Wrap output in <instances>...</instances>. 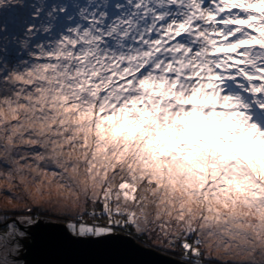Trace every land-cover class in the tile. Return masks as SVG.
<instances>
[{
	"label": "snow or ice",
	"instance_id": "snow-or-ice-1",
	"mask_svg": "<svg viewBox=\"0 0 264 264\" xmlns=\"http://www.w3.org/2000/svg\"><path fill=\"white\" fill-rule=\"evenodd\" d=\"M41 216L264 264V0H0V264Z\"/></svg>",
	"mask_w": 264,
	"mask_h": 264
},
{
	"label": "water",
	"instance_id": "water-1",
	"mask_svg": "<svg viewBox=\"0 0 264 264\" xmlns=\"http://www.w3.org/2000/svg\"><path fill=\"white\" fill-rule=\"evenodd\" d=\"M57 227L63 231L54 230ZM119 233L110 238L78 239L65 226H54L45 236L47 243L38 246V264H176V260Z\"/></svg>",
	"mask_w": 264,
	"mask_h": 264
},
{
	"label": "rangeland",
	"instance_id": "rangeland-1",
	"mask_svg": "<svg viewBox=\"0 0 264 264\" xmlns=\"http://www.w3.org/2000/svg\"><path fill=\"white\" fill-rule=\"evenodd\" d=\"M100 223H104V221H100ZM57 225L58 226H65V228L67 229V226H66L67 225V222L66 221L58 220L55 217H45V216H41L39 218V220L37 221V223L29 229V231L31 232L30 233V237L31 238H29V239H27V240L24 241L25 247H24L23 251L20 254L21 264H29L26 255H27V251H28L29 247L32 246V243L35 241V240L33 241V238H34V236H36L37 230H38V233L39 234H40V232H41V234H44V237L43 238H41V239H39L40 237L38 238V240H39L38 242H40L42 244H46L48 240L45 239L46 238L45 236L49 233V230L51 228H53L54 226H57ZM41 227L44 228V231H39V229H41ZM54 230H56V231H59L60 230L61 232L63 231L60 227H57ZM119 232H120V230H117L116 231V233H119ZM7 235H8V229L3 224H0V237H7ZM54 235H55V233H54ZM71 236L75 237L72 234H71ZM134 237H135V239L139 243L143 244L146 247L152 248V249H154V250H156L158 252L164 253L165 255H168V256L177 257V255H175L172 252L165 251V250H163L162 248H159V247H154L152 245V242L149 241L146 237H142V238H139V239L135 235H134ZM35 242L38 244L37 241H35ZM27 244L29 245V247L26 246ZM37 244L35 246H37ZM4 256L6 258V253H4ZM33 264H37V263L34 262Z\"/></svg>",
	"mask_w": 264,
	"mask_h": 264
},
{
	"label": "trees",
	"instance_id": "trees-1",
	"mask_svg": "<svg viewBox=\"0 0 264 264\" xmlns=\"http://www.w3.org/2000/svg\"><path fill=\"white\" fill-rule=\"evenodd\" d=\"M39 231H44V228L43 227H41V229H39ZM31 233V232H30ZM123 233V234H122ZM34 235V234H33ZM40 235V236H39ZM119 235H124V236H127V237H130V238H132L136 243H138L139 245H141V246H143V247H145L143 244H141V243H139L136 239H135V237H134V235H130L128 232H126V231H120V233H119ZM40 237V238H39ZM44 237V234H41V232H40V234L38 233V230H37V232H36V236H34V238H33V241L35 240V241H39L38 240V238L39 239H41V238H43ZM33 242L32 243V246H30L29 247V245L27 244L26 246L27 247H29V249H28V251H27V257L29 258V259H31V261L32 262H30V264H33L34 262H36L37 264H38V259H37V257H36V255L38 254V250L40 249L39 247H40V245L39 244H41L40 242H38V244L36 243V242ZM37 244V246H35ZM39 246V247H38ZM39 248V249H38ZM146 248H149V247H146ZM154 250V249H153ZM156 251V250H155ZM156 252H158V251H156ZM158 253H160V254H162V255H165L164 253H161V252H158ZM165 256H168V255H165ZM168 257H170V258H172V259H174V260H178L179 259V257L177 256V257H172V256H168Z\"/></svg>",
	"mask_w": 264,
	"mask_h": 264
},
{
	"label": "clouds",
	"instance_id": "clouds-1",
	"mask_svg": "<svg viewBox=\"0 0 264 264\" xmlns=\"http://www.w3.org/2000/svg\"><path fill=\"white\" fill-rule=\"evenodd\" d=\"M57 44H58V42H57ZM37 47L40 48L41 49V53L44 54L43 53V45L42 44L41 45H37Z\"/></svg>",
	"mask_w": 264,
	"mask_h": 264
},
{
	"label": "flooded vegetation",
	"instance_id": "flooded-vegetation-1",
	"mask_svg": "<svg viewBox=\"0 0 264 264\" xmlns=\"http://www.w3.org/2000/svg\"><path fill=\"white\" fill-rule=\"evenodd\" d=\"M26 257H27V256H26ZM27 260H28L29 264H30V262H32L31 259H29L28 257H27Z\"/></svg>",
	"mask_w": 264,
	"mask_h": 264
}]
</instances>
